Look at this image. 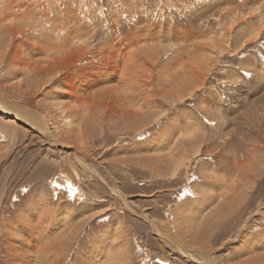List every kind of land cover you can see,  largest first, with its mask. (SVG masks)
I'll use <instances>...</instances> for the list:
<instances>
[{
    "label": "rangeland",
    "instance_id": "1",
    "mask_svg": "<svg viewBox=\"0 0 264 264\" xmlns=\"http://www.w3.org/2000/svg\"><path fill=\"white\" fill-rule=\"evenodd\" d=\"M0 22L19 28L12 40L0 26V98L34 118L23 122L0 110V184L9 174L0 205V264L9 259L8 243L18 240L7 226L23 237V220L41 212L55 216L58 226L40 243L45 262L41 253L29 257L33 264H190L111 188L131 210L158 222L162 234L180 243L185 235L188 250L223 264H264V249L255 261L242 252L257 237L228 241L242 221L264 229V0H0ZM70 38L94 50L85 59L86 75L99 73L90 60L101 48L137 51L138 66L145 62L152 71L149 133L109 112L102 116L104 105L111 106L108 95L93 103L100 110H83L78 129L56 120L50 105L71 100L65 92L71 73L56 72L53 58ZM118 83L116 77L105 87L119 90ZM45 121L60 145L39 135ZM190 208L196 211L187 222L182 216Z\"/></svg>",
    "mask_w": 264,
    "mask_h": 264
},
{
    "label": "bare ground",
    "instance_id": "2",
    "mask_svg": "<svg viewBox=\"0 0 264 264\" xmlns=\"http://www.w3.org/2000/svg\"><path fill=\"white\" fill-rule=\"evenodd\" d=\"M16 3V2H15ZM20 4V3H19ZM9 7V6H8ZM99 12V11H98ZM2 15V14H1ZM8 22H0V26L4 28H6L7 30V34L12 38V40L14 39V37L16 35H18L19 32V28L17 25H14L13 27L11 26V28H8L10 26H6L5 24ZM19 23V22H17ZM4 24V25H3ZM14 24V23H13ZM22 24V23H19ZM8 25H11V23H9ZM23 25V24H22ZM25 26V25H23ZM27 26V24H26ZM23 29V28H22ZM5 30V29H4ZM5 30V32H6ZM3 31V29L1 30ZM3 31V33H5ZM22 32V31H21ZM35 32V31H34ZM26 33V32H25ZM24 33V34H25ZM5 35V34H4ZM72 35V34H71ZM35 36V35H34ZM120 36V35H119ZM24 37V36H23ZM69 37V36H68ZM28 39V38H27ZM68 39V38H67ZM126 39V38H125ZM132 39V38H131ZM29 40V39H28ZM70 40V41H69ZM68 43L65 44L66 42H64L65 47L64 50H59L58 52L56 50H54V46H47L48 48L51 47L53 48V52H55L56 56L53 58L52 56L50 58H53V61H55V67L56 69H58L56 72H62V73H66L67 71H69L71 74H69V78L71 80V83L69 82V84H67V90L65 91L66 94L68 93V98L71 100H66L63 102H57V103H52L50 106L51 107H55V115H56V120L60 121L61 124H64L65 126H67L68 130L69 127H77V129L80 127V123L81 121L85 118L86 115V111L88 108L89 112H95L97 109L100 110V106H97L99 103H95L94 102L98 101L97 98L104 96V95H108V98L110 100V105L111 106H106L104 105L102 111L100 110V113L103 114L102 116H104L105 114L109 115L110 117H114V116H120L123 119H126V121L128 122V128L129 129H139L141 128L142 130H144L145 134L149 133L150 131L148 130V128L150 126L149 123L153 121L154 118V114L151 113L150 108H151V101L154 98V93H153V88H152V71L151 69L148 67L147 65L145 68H143V65L140 64V66H138V62H137V57L134 56V54L137 51H133L134 49H129L130 51H124V50H118L116 47H113V50H108V49H104L101 48V50L98 52L99 53V57L97 59H93L90 60L91 63L97 64L99 67V70L97 69V71L95 70V72H99L95 75H86L87 73H85V67L84 64L85 63H89V61H85L86 58H89V54L94 51V50H90L89 46L87 45L86 41H79L77 40V42L73 41L71 38L69 39ZM80 40V39H79ZM21 41V40H19ZM18 41V42H19ZM24 41H25V37H24ZM130 41V40H129ZM15 42V41H14ZM23 42V41H22ZM22 42H20V45L23 44ZM28 42V41H26ZM32 42V41H31ZM30 42V43H31ZM74 42V43H73ZM59 43V42H58ZM133 43V42H132ZM33 44V42L31 43ZM52 44V43H51ZM49 44V45H51ZM57 44V43H56ZM61 44V43H60ZM59 44V47H60ZM127 44V43H126ZM39 45V44H38ZM54 45V44H53ZM63 45V44H62ZM97 45V44H96ZM13 46V45H12ZM40 46V45H39ZM57 46V45H56ZM55 46V47H56ZM64 46V45H63ZM135 46V45H133ZM17 47V46H16ZM13 48V47H12ZM18 48V47H17ZM30 48V47H29ZM41 48V46H40ZM44 48V47H43ZM41 48V49H43ZM61 48V47H60ZM123 48V47H122ZM20 49V48H19ZM17 49L15 51L19 52L20 50ZM59 49V48H58ZM11 50V49H10ZM19 50V51H18ZM44 53L45 52V49ZM2 51V50H1ZM8 51V50H7ZM125 52V53H124ZM58 53V55H57ZM96 53V52H95ZM15 54V53H14ZM20 55V53H19ZM19 55H16V57H18ZM47 55H50L47 54ZM54 55V54H53ZM8 58V57H7ZM15 58V57H14ZM96 58V57H95ZM145 59V58H144ZM20 59L15 60L19 62ZM23 60V59H22ZM42 60V59H41ZM40 60V61H41ZM45 60H50L48 58L44 59ZM38 62V65L42 62ZM52 61V60H51ZM6 62V61H5ZM13 62V61H12ZM46 62V61H45ZM50 62V61H49ZM77 63L78 67L80 68H76L75 64ZM142 62V61H141ZM17 63V62H15ZM28 63V62H26ZM44 62H42L43 64ZM48 63V62H47ZM46 63V66H48ZM52 63V62H51ZM54 63V62H53ZM2 64V63H1ZM29 64V63H28ZM27 64V65H28ZM147 64V63H146ZM36 65V64H35ZM37 65V66H38ZM31 66V65H30ZM34 66V64H33ZM32 66V67H33ZM45 66V65H44ZM45 66V67H46ZM54 66V65H53ZM96 66V65H95ZM3 67V66H2ZM31 67V68H32ZM36 67V66H35ZM41 67V65H39V68ZM50 67V66H48ZM52 67V64H51ZM50 67V68H51ZM25 68V67H24ZM43 67H41L42 69ZM75 68V69H74ZM93 68V67H91ZM37 69V67H36ZM40 69V70H41ZM48 69V68H47ZM52 69V68H51ZM39 69H37V71H40ZM43 70V69H42ZM46 70V68L44 69V71ZM50 70V69H49ZM29 71V69H28ZM36 71V70H35ZM48 70H46L45 72H47ZM52 71H54V69H52ZM49 74L51 75L50 78H52V73L54 74L55 72H52ZM31 72V71H30ZM42 72V71H40ZM49 72V71H48ZM39 73V72H36ZM43 73V72H42ZM110 73V74H109ZM34 74V73H33ZM41 74V73H40ZM48 74V73H47ZM57 74V73H56ZM67 74V73H66ZM38 75V74H37ZM36 75V77H37ZM60 75V74H59ZM58 75V76H59ZM63 75V74H62ZM110 75L112 76V78H108L107 76ZM64 76V75H63ZM62 76V77H63ZM48 77V76H46ZM117 77V80H119L118 84H115L114 86H116L115 88H120L119 90H115V89H109V85L107 87H105V85L109 84L111 81H115ZM45 78V77H44ZM49 78V79H50ZM46 79V78H45ZM48 79V80H49ZM60 79V77H59ZM42 80V79H41ZM53 80V79H52ZM63 80V79H62ZM45 81V80H44ZM56 81V80H55ZM54 81V82H55ZM51 82V80H50ZM43 83V82H42ZM39 84V82H38ZM46 84V83H45ZM39 86V85H38ZM51 86V85H50ZM16 88L15 85L12 86V88ZM21 87V85H20ZM18 88V87H17ZM27 88V87H26ZM52 88V86H51ZM37 89V88H36ZM56 90V88H54ZM41 90V89H40ZM11 91V90H10ZM18 91V90H17ZM24 91V90H23ZM25 91L27 92V90L25 89ZM30 91V90H29ZM60 91V90H59ZM39 92V91H38ZM145 92V93H144ZM20 93L23 94V92L20 91ZM25 93V92H24ZM177 95H181L183 93L182 90H178ZM33 94V93H32ZM28 95V94H27ZM176 95V94H175ZM50 97V96H49ZM48 97V98H49ZM55 98V97H54ZM32 99V98H31ZM101 99V98H100ZM140 101H139V100ZM26 102V100H25ZM29 102V101H28ZM115 102V103H114ZM107 103V102H106ZM114 103V104H113ZM113 104V105H112ZM20 105V104H19ZM24 105V103H23ZM21 105V106H23ZM27 105V104H26ZM24 105V106H26ZM102 105V104H101ZM29 106V105H28ZM97 106V108H96ZM45 107V106H43ZM49 107V106H48ZM95 108V109H94ZM47 109V108H46ZM84 109H86V111H83ZM94 109V110H93ZM0 110L3 112V114H7L8 116H13L16 117L17 119L25 122V118L29 119V121L31 119L34 120L33 115H31L28 112H25V108L24 107H20V106H15L10 104L9 102L4 101L3 99L0 98ZM28 110V109H27ZM50 110V109H49ZM99 110L97 112H99ZM48 111V110H47ZM31 112V111H30ZM49 112V111H48ZM47 112V113H48ZM32 114H34L32 112ZM35 115V114H34ZM106 117V116H104ZM157 117V116H156ZM156 119V118H155ZM46 119H43V121ZM51 120V119H50ZM58 121V122H59ZM57 122V123H58ZM28 123V122H27ZM56 123V124H57ZM50 124V123H49ZM29 125H31V127L36 128V122H29ZM46 124L45 121V125H43V127H41L40 129H38V133L39 135H41L42 137L45 138V140L48 141V143L52 144V145H60V142L58 140V138L54 135V133L56 132L55 130H52L51 128H49V125ZM59 124H57L58 127ZM61 126V125H60ZM63 126V125H62ZM136 126H138L136 128ZM56 127V128H57ZM33 128V129H34ZM55 128V127H54ZM64 128V127H63ZM176 131V130H175ZM175 131H173L175 135ZM177 132V131H176ZM67 133V132H66ZM81 137H85V134H83ZM165 137V136H164ZM175 137V136H174ZM166 138V137H165ZM143 139V138H142ZM169 139V137L167 138ZM173 139V138H172ZM182 139V138H181ZM181 139H179V142L181 141ZM164 140V139H163ZM167 142V140H165ZM169 141V140H168ZM177 143V144H178ZM171 147V146H169ZM183 150L184 152H186V150L184 149L183 146ZM76 155V153H75ZM77 157V156H76ZM77 161L80 162L81 165H83L84 167L89 168V170L92 172L93 176L95 175L96 177H101L93 168L92 165L90 164H86L85 161L81 158L77 157ZM236 165V163H235ZM234 166V165H233ZM238 168V167H237ZM241 168V167H240ZM185 169V168H184ZM8 172V170H7ZM6 172V173H7ZM89 173V172H88ZM9 176V174H5L4 178H2L1 184H0V205L2 203V198L4 196V193L6 191V179ZM238 178V177H237ZM233 179V178H232ZM102 180V179H101ZM218 181V180H217ZM216 181V182H217ZM234 181V180H233ZM235 183V182H234ZM233 184V183H232ZM231 185V183H230ZM238 187V186H237ZM235 188V187H234ZM233 188V189H234ZM240 189V186L238 187ZM73 189V188H72ZM238 189V191H240ZM113 193L116 195V197H118L122 204L128 209L130 210L132 213L142 217L147 223L150 224V226L154 229V231H156L158 233V235L162 238L165 239L167 242H169L172 246V250L175 251V254H178L180 257L184 258L187 260V262H189L190 264H223L222 260H218L216 257H214L213 255H209V254H199L197 251L194 250H188L187 246L185 247L186 244L189 243V241L187 240L188 238L184 239V236H181V241L182 243L178 242L171 234H162V228H160L159 231L158 230V226L157 223L155 222V220L153 218H151V216L149 214H147L146 212L142 211L140 213L131 210L130 206L128 205V200L126 199V196L122 194V192L118 189H112ZM235 190V189H234ZM236 191V190H235ZM243 193L244 190L242 189ZM237 192V191H236ZM249 193V192H248ZM262 199V198H261ZM197 200V198H196ZM219 200V199H218ZM222 200V199H220ZM225 202V200H222ZM201 202H206V200L201 201ZM221 202V201H220ZM257 202V201H256ZM255 202V205H256ZM264 202V201H263ZM191 205V203H189ZM193 204H196V202ZM231 204V203H230ZM262 204V203H261ZM232 206H236V205H231L230 208L233 209ZM239 205H237L238 207ZM249 206V205H248ZM251 206V205H250ZM249 206V207H250ZM264 206V205H263ZM180 207V206H179ZM189 207V206H188ZM191 207V206H190ZM229 208V207H228ZM245 208V207H244ZM251 208V207H250ZM248 209V208H247ZM257 209V208H256ZM194 209L190 208L189 211L186 210V213H184L185 217V221L189 222L190 219H192V215H189V213H194L195 211H193ZM231 210V209H229ZM244 210V209H243ZM199 211V210H197ZM236 211L237 209H233L230 212ZM201 212V210H200ZM228 212V211H227ZM228 212V214L230 213ZM42 213V212H41ZM41 213H38L37 217L34 216H30L27 217L23 220L24 226H25V231H24V235L23 237H20L21 235L19 233H17L18 235H16V231L18 232V229L16 230L13 226V224L8 225L7 228L9 231H7V233H10L11 236L13 235L14 238H18V240H16V243L10 242L7 245V257H9V259L7 261H5V264H33V262L31 261L32 259L29 257H33L35 256L37 259H39V255L41 254L42 259L39 261H44L47 258V249L44 248L40 243L43 240H50L53 238V232L52 230L57 228L58 223L57 221H55L54 217L52 216L50 213L48 215H41ZM246 213V212H245ZM227 214V213H226ZM224 214V216L226 215ZM251 214V213H250ZM252 214H255L252 213ZM261 214V212H260ZM60 215V214H59ZM195 215V213H194ZM231 215V214H229ZM233 215V214H232ZM231 215V216H232ZM198 216V215H197ZM201 215L199 214V217ZM241 216V214H240ZM259 216V215H258ZM229 217V216H228ZM233 217V216H232ZM257 217V216H256ZM262 217V216H259ZM258 217V218H259ZM264 217V216H263ZM23 218V217H22ZM247 218V217H246ZM67 219V218H66ZM184 219V218H183ZM226 219V218H224ZM63 220V219H62ZM227 220V219H226ZM230 221V219H228ZM227 220V221H228ZM236 220V219H235ZM253 220V219H252ZM66 221V220H65ZM221 221V219H220ZM258 221V220H257ZM67 222V221H66ZM161 222V221H160ZM159 222V223H160ZM222 222V221H221ZM244 222V223H243ZM220 223V222H219ZM258 223V222H257ZM222 224V223H221ZM241 224V223H240ZM255 224H251L249 222V220L247 221H242V225L240 227V229L235 233L233 232L232 236L230 235L228 238V241H239L243 238H248V236L253 235L254 237H257V240H252L251 239H247L245 242V246L242 250V252H244L245 254H243L244 256L247 255V253H251L252 255H254V257L251 259L252 261H255V259L258 256V250L264 249L261 248V246L264 244V229H259L260 226H255ZM260 225V224H259ZM235 227V226H233ZM168 229V228H167ZM236 228H234L235 230ZM238 229V228H237ZM255 229L257 230V232L255 231ZM169 230V229H168ZM233 230V229H232ZM231 231V230H230ZM44 233V235L42 234ZM121 233V232H120ZM119 233V235H120ZM229 234V233H228ZM251 234V235H250ZM40 235V236H39ZM175 235V234H174ZM48 236V237H47ZM103 236V235H102ZM213 236V235H212ZM211 236V237H212ZM218 236V235H217ZM225 236V234H224ZM220 237V236H218ZM100 238V235L99 237ZM222 238V236H221ZM179 239V238H178ZM194 239V238H193ZM196 239V238H195ZM192 240V242L194 243L196 240ZM219 239V238H218ZM188 242H187V241ZM199 240V239H198ZM216 242L217 240L214 239ZM244 240V239H243ZM165 241V242H166ZM224 241V240H223ZM226 241V240H225ZM227 241V242H228ZM245 241V240H244ZM99 244L102 241H97ZM212 242V241H211ZM214 242V241H213ZM96 243V242H95ZM191 243V242H190ZM192 243V244H193ZM198 242H196L197 244ZM219 243V242H218ZM217 243V244H218ZM231 243V242H230ZM185 244V245H184ZM195 244V243H194ZM224 245V244H223ZM264 246V245H263ZM124 248V247H123ZM241 248V247H240ZM21 249V253L23 254V256L19 255L18 251ZM105 249V248H104ZM193 249V248H192ZM51 251L54 250V246H52L50 248ZM101 250L100 248L98 249ZM111 250V248L109 249ZM112 251V250H111ZM114 251V250H113ZM120 251L122 252V248L120 247ZM101 252V251H100ZM119 252V250H118ZM206 252V251H205ZM241 252V253H242ZM14 254V256H12L11 254ZM114 253V252H113ZM257 253V254H256ZM46 254V255H44ZM115 254V253H114ZM121 254V253H120ZM119 255V254H118ZM98 256V255H97ZM121 256V255H119ZM100 258V257H99ZM119 258V257H118ZM261 260V257H259ZM258 259V258H257ZM246 262V261H245ZM249 262V261H248ZM247 263V262H246ZM225 264V263H224ZM255 264V263H254Z\"/></svg>",
    "mask_w": 264,
    "mask_h": 264
}]
</instances>
